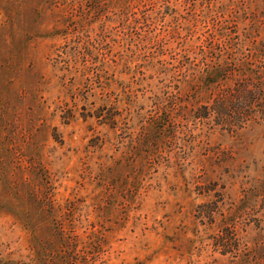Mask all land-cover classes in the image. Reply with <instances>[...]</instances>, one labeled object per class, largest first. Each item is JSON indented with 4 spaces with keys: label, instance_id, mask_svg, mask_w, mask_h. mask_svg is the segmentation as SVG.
<instances>
[{
    "label": "rangeland",
    "instance_id": "1",
    "mask_svg": "<svg viewBox=\"0 0 264 264\" xmlns=\"http://www.w3.org/2000/svg\"><path fill=\"white\" fill-rule=\"evenodd\" d=\"M91 1L0 0V264H264V124L157 137L264 0Z\"/></svg>",
    "mask_w": 264,
    "mask_h": 264
},
{
    "label": "trees",
    "instance_id": "2",
    "mask_svg": "<svg viewBox=\"0 0 264 264\" xmlns=\"http://www.w3.org/2000/svg\"><path fill=\"white\" fill-rule=\"evenodd\" d=\"M62 1L60 5L72 11L79 8L73 4L75 0ZM97 1L92 0L91 4ZM64 10L57 26H65L73 20V12ZM236 40L232 33H220L219 38L211 34L208 45L200 48L196 59L185 57L181 62V67L186 68L182 81L185 91L170 100L163 117L158 119L159 140L174 139L178 125L184 134L189 131L187 136L192 138L191 122L193 126L220 128L229 134L263 126L264 41L258 42L253 33H245L242 40ZM229 231L233 232L234 227ZM235 243L240 246L237 240Z\"/></svg>",
    "mask_w": 264,
    "mask_h": 264
}]
</instances>
